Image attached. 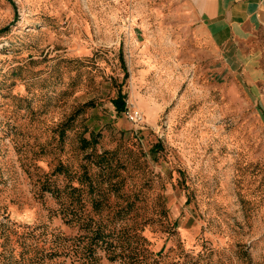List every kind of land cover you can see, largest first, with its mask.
Wrapping results in <instances>:
<instances>
[{
	"label": "rangeland",
	"instance_id": "1",
	"mask_svg": "<svg viewBox=\"0 0 264 264\" xmlns=\"http://www.w3.org/2000/svg\"><path fill=\"white\" fill-rule=\"evenodd\" d=\"M167 6L0 0V264H264V109Z\"/></svg>",
	"mask_w": 264,
	"mask_h": 264
},
{
	"label": "crops",
	"instance_id": "2",
	"mask_svg": "<svg viewBox=\"0 0 264 264\" xmlns=\"http://www.w3.org/2000/svg\"><path fill=\"white\" fill-rule=\"evenodd\" d=\"M166 2L167 32L175 33L182 62L205 66L208 82L218 68L220 80L239 83L230 91L264 109V0Z\"/></svg>",
	"mask_w": 264,
	"mask_h": 264
},
{
	"label": "trees",
	"instance_id": "3",
	"mask_svg": "<svg viewBox=\"0 0 264 264\" xmlns=\"http://www.w3.org/2000/svg\"><path fill=\"white\" fill-rule=\"evenodd\" d=\"M112 101H113L114 109L117 111V113L121 112L124 107V100L121 97H118Z\"/></svg>",
	"mask_w": 264,
	"mask_h": 264
}]
</instances>
